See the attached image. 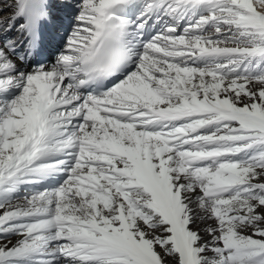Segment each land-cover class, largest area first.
Returning <instances> with one entry per match:
<instances>
[{"label": "snow or ice", "instance_id": "obj_1", "mask_svg": "<svg viewBox=\"0 0 264 264\" xmlns=\"http://www.w3.org/2000/svg\"><path fill=\"white\" fill-rule=\"evenodd\" d=\"M0 264H264V0H0Z\"/></svg>", "mask_w": 264, "mask_h": 264}]
</instances>
